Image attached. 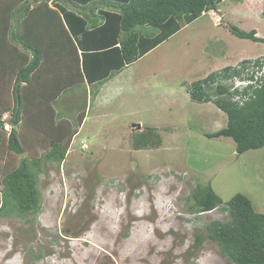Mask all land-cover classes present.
<instances>
[{"label":"rangeland","instance_id":"rangeland-1","mask_svg":"<svg viewBox=\"0 0 264 264\" xmlns=\"http://www.w3.org/2000/svg\"><path fill=\"white\" fill-rule=\"evenodd\" d=\"M229 25L255 30L263 42L241 39ZM244 61L250 73L264 64V0H224L108 81L99 102L95 87L61 93L51 103L55 120L77 127L81 112L86 118L66 159L44 165L41 212L0 216V264H232L207 237L208 225L229 214L223 205L197 213L189 198L211 184L223 203L243 194L264 214V147L239 154L232 138L207 137L226 128L228 116L188 91ZM11 116L2 118L5 141ZM26 127L17 129L26 135ZM29 136L22 156L0 144V191L22 158L48 152V136Z\"/></svg>","mask_w":264,"mask_h":264},{"label":"trees","instance_id":"trees-1","mask_svg":"<svg viewBox=\"0 0 264 264\" xmlns=\"http://www.w3.org/2000/svg\"><path fill=\"white\" fill-rule=\"evenodd\" d=\"M60 1L0 0V144L6 142L9 151L22 156L26 152L23 143L31 132L32 136L49 137L50 146L44 155L22 158L20 165L3 177L1 217L27 219L41 212L39 180L44 165L63 162L79 134L86 112L79 114L77 127L64 119L55 120L51 103L61 93L86 81L95 82L97 72L117 55L116 67L112 65L111 71L98 76L97 82L103 84L110 72L136 62L205 13L217 11L224 0H70L74 10ZM229 30L241 39L263 42L255 30L246 32L233 25ZM251 63L244 61L214 72L192 83L188 91L193 101L214 102L227 114V127L206 136L232 138L239 154L264 147V76L252 83ZM235 79L251 83L240 91L235 83L222 82ZM237 95L246 98L242 104L233 101ZM7 113L12 115L7 122L12 129L5 141L2 118ZM23 123L30 129L26 135L17 129ZM189 200L197 213L223 205L230 219L210 223L207 237L232 264H264V214L256 211L247 196L236 194L223 203L211 184H200Z\"/></svg>","mask_w":264,"mask_h":264},{"label":"crops","instance_id":"crops-1","mask_svg":"<svg viewBox=\"0 0 264 264\" xmlns=\"http://www.w3.org/2000/svg\"><path fill=\"white\" fill-rule=\"evenodd\" d=\"M61 1H63V3H65L66 5H67V7H68V9H72V10H74V7H76V6H74L73 5V3H71L70 2V0H61ZM60 1V2H61ZM78 1H80V0H78ZM65 5V6H66ZM101 7V6H100ZM104 9H107V7H104ZM108 10V9H107ZM99 11V10H98ZM210 12H215V11H210ZM224 22H225V26H227L229 23L228 22H226L225 20H223ZM222 21V22H223ZM168 41V40H167ZM167 41H165V42H167ZM164 42V43H165ZM154 49H156V48H154ZM154 49L153 50H151L150 52H148L146 55L147 56H149V54H152V52L154 51ZM81 53H82V51H80ZM82 55V54H81ZM146 55H145V57H146ZM101 59L103 60V57H101ZM93 60H95L94 58H93ZM97 61H99V59H96ZM138 61V60H137ZM137 61L136 62H134V63H132V64H129V65H127L126 67H124L123 69H121V70H117V71H114L113 72V74L110 72V76L105 80V82H103V84H100L99 82H97L98 81V79H99V75H104L106 72H108V71H111L110 69H111V66L112 65H114V66H112L113 68H115L116 66H115V64H117L118 62H119V58H117V55H114V56H112V57H110V59H109V63H107L106 64V66L104 67V69L100 72V73H98L97 72V77H94L93 78V81H95V82H93V83H91V84H89L87 81H86V83H84V84H82V86H85V89L87 90V89H90V87H95L96 88V90L94 91V95L97 97V99L98 100H96V101H100L101 100V98H100V95H101V91L103 90V86L108 82V81H110V80H114V77H116L117 75L118 76H120V75H122L124 72H125V70L126 69H128V68H130L131 66H133V64H135V63H137ZM100 63H101V61H100ZM102 64V63H101ZM97 69L99 68V67H96ZM203 79V78H202ZM201 80V79H200ZM98 83V84H97ZM100 98V99H99ZM101 103H105V101H104V99L102 100V102ZM216 108H218V107H216ZM219 109V108H218ZM220 110V109H219Z\"/></svg>","mask_w":264,"mask_h":264},{"label":"built area","instance_id":"built-area-1","mask_svg":"<svg viewBox=\"0 0 264 264\" xmlns=\"http://www.w3.org/2000/svg\"><path fill=\"white\" fill-rule=\"evenodd\" d=\"M259 67V66H258ZM251 69L253 68V67H250ZM263 69H264V65H263V67H262ZM249 69V68H248ZM254 69V71H256L257 73H259V69H260V67L259 68H253ZM251 71V70H250ZM254 71L251 73V75L254 73ZM256 79H258V77H256ZM249 83H251V81L249 82H243V81H241V80H239L238 82H237V84H236V86H239V88H240V91H242L243 90V88H244V86H246V85H248ZM252 83H255V81H252ZM235 86V87H236ZM203 87H206V85H203ZM234 90V89H233ZM242 99H243V101L246 99L245 97H242V95H237V96H234L233 97V101H241V104L243 103L242 102ZM247 99H248V97H247Z\"/></svg>","mask_w":264,"mask_h":264},{"label":"water","instance_id":"water-1","mask_svg":"<svg viewBox=\"0 0 264 264\" xmlns=\"http://www.w3.org/2000/svg\"><path fill=\"white\" fill-rule=\"evenodd\" d=\"M131 127H133L134 130H142V125L141 124H132Z\"/></svg>","mask_w":264,"mask_h":264},{"label":"clouds","instance_id":"clouds-1","mask_svg":"<svg viewBox=\"0 0 264 264\" xmlns=\"http://www.w3.org/2000/svg\"><path fill=\"white\" fill-rule=\"evenodd\" d=\"M262 64H263V63H262ZM259 67H260V66H259ZM235 80H238V79H235ZM235 80H234V81H235ZM238 81H239V80H238ZM238 81H237V82H238ZM237 82H235V85L237 84ZM248 85H249V84H248ZM248 85H246V86H248Z\"/></svg>","mask_w":264,"mask_h":264}]
</instances>
